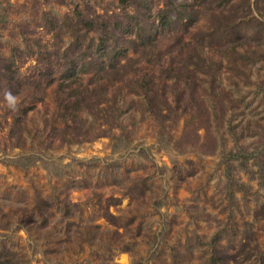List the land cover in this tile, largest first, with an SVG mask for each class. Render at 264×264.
<instances>
[{
	"label": "rangeland",
	"instance_id": "1",
	"mask_svg": "<svg viewBox=\"0 0 264 264\" xmlns=\"http://www.w3.org/2000/svg\"><path fill=\"white\" fill-rule=\"evenodd\" d=\"M136 18L150 37L142 54L129 47L116 59L130 78L77 80L86 99L73 122L55 93L67 56L107 34L113 47L139 43ZM256 49L264 0H0V253L15 264H264ZM211 52L219 71L200 67L210 71L196 87L187 70ZM217 94L220 114L209 119ZM237 150L228 161L239 188L223 159Z\"/></svg>",
	"mask_w": 264,
	"mask_h": 264
},
{
	"label": "trees",
	"instance_id": "2",
	"mask_svg": "<svg viewBox=\"0 0 264 264\" xmlns=\"http://www.w3.org/2000/svg\"><path fill=\"white\" fill-rule=\"evenodd\" d=\"M126 2V0H120V2ZM183 5V4H182ZM138 17V16H137ZM159 18L164 20L165 23H169L170 20L165 16V14H159ZM84 27L86 30H92L96 27V22L92 19H81ZM136 24L137 26L132 28L131 32L136 37H139L140 42L137 43L135 40H129L127 43L126 48H122L118 46L117 41L114 44V47L110 44H108L109 35L107 34L104 38H101L98 42L97 46L94 48L93 51L88 52L87 49L83 50L82 53L77 54L74 56H67L66 61L64 63V70L62 73V79L58 82V89L55 91L56 97L58 99L59 105H61L65 109H73L76 111L72 117L73 122L74 119H77L79 117V113L81 111L80 104L81 102H84L86 99V96L81 94V91L79 89V86L84 80L85 76H89L88 80L91 82L93 81H99V80H107V84L110 82V79L108 78L111 74H119L120 76L125 75V72L127 73L128 79L130 78L129 72L127 71V65L124 66L119 64V60H116L117 58L126 56V52L128 51L127 48L132 47L135 52H141V54L144 51V48H142L141 45H145V41L149 39L150 31L146 30L142 27V22H140V19L136 18ZM103 31V30H102ZM75 35V33L73 34ZM124 42H126L125 39H123ZM245 43H247L245 40H242ZM258 41V40H257ZM243 44V45H244ZM242 47V45H240ZM257 46V44H256ZM78 47V45H77ZM76 47V48H77ZM79 49V48H78ZM263 49H256L253 50V54L256 55L257 58H260L264 60V51ZM232 51H238L237 48H232ZM202 54L204 55V51H202ZM222 61V56L216 55L213 52L209 53L207 57H205L206 63L201 64V66L197 63V65L193 69H188L189 75H191L192 80L194 82V85L198 87L200 85V80L198 77H201L202 74H207L210 70H200V67L204 65V67L209 66L214 67L213 71L216 69L219 71L220 66L218 65ZM125 68V71L120 72V69ZM5 71H7L8 75L10 72L13 73L11 67H4ZM199 69V70H198ZM77 80H80L77 82ZM8 84H14L15 87L22 88L23 85L20 81H18L15 76H10L7 78ZM212 87L217 88L219 84H216V79L211 80ZM264 85V84H262ZM262 85L260 87H262ZM107 86V85H106ZM106 86L104 90L101 92V96H98V98L95 99V101L99 102L100 99H104L105 95H107V89ZM196 90L189 89V95L186 96V99L192 100V96L195 93ZM83 95V96H82ZM218 94L216 95L214 102L210 105V109H208V115L209 119H214L218 116L219 113V107L221 105V98H217ZM232 97V94H231ZM217 98V99H216ZM187 100L185 104H183V110H186L187 106L190 105V101ZM154 103V102H153ZM152 106H158V104L154 103L151 104ZM160 108V107H159ZM26 107H16V113L14 114V117H18L17 119L22 118L24 114L27 113ZM72 119V118H71ZM210 137V134H209ZM212 142L215 145V141L213 138ZM261 139V138H260ZM236 144V143H235ZM264 149V147H263ZM241 151L237 150L236 152L230 151L228 154L223 155L224 161V167H225V174L229 178L230 184L235 185L237 188L241 187L242 184L238 182L232 172L231 163L228 161L229 156L238 157L239 153ZM264 152V151H263ZM255 157L254 152H251L250 154H247V156H242L244 160L246 161L247 157L249 158ZM106 217L113 218L112 214H106ZM16 258L14 257V254L12 252L8 253H0V264H15Z\"/></svg>",
	"mask_w": 264,
	"mask_h": 264
},
{
	"label": "clouds",
	"instance_id": "3",
	"mask_svg": "<svg viewBox=\"0 0 264 264\" xmlns=\"http://www.w3.org/2000/svg\"><path fill=\"white\" fill-rule=\"evenodd\" d=\"M6 99H7L8 103H9V106L15 108V105H16V99H17V98H16L15 96H13V95L9 92V93H6Z\"/></svg>",
	"mask_w": 264,
	"mask_h": 264
}]
</instances>
